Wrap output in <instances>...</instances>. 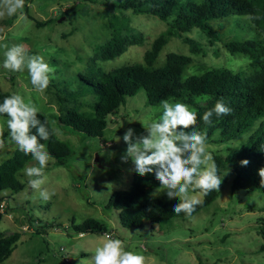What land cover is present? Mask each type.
<instances>
[{
	"label": "rangeland",
	"instance_id": "374dc122",
	"mask_svg": "<svg viewBox=\"0 0 264 264\" xmlns=\"http://www.w3.org/2000/svg\"><path fill=\"white\" fill-rule=\"evenodd\" d=\"M0 22H4L0 26V59L4 45L23 44L29 55L44 56L54 69L50 84L42 93L33 90L26 73L0 69V93H20L26 102L35 104L50 121L56 138L71 148L62 165L53 157L47 165V180L42 188L55 192L51 200H41L28 187L23 170L17 175L23 184L21 191L0 192V237L19 235L12 255L3 264H93L95 249L107 233L112 234L110 238L121 239L126 250L143 255L144 264H264V252L259 251L264 244L259 233L264 229L262 195L258 192L246 195L244 190L231 195L232 175L228 172L220 184L219 198L188 219L125 229L120 225L118 212L106 208L113 193L130 191L132 185L135 166L131 160L121 159L127 149L123 141L125 131L128 128L136 129L137 133L146 131L144 128L160 112V104H147L143 90L127 98L116 115L109 116L101 139L73 134L58 124L59 116L72 108L69 101L58 99L64 98L59 91L67 82H72L67 87L70 90L77 75L100 77L103 72L143 63L153 41L166 31L164 22L131 10L117 11L103 0H25L23 15H5ZM210 25L218 39L207 37L199 29L186 34L202 46L203 53H191L188 45L172 38L153 67H160L167 54L175 53L191 59L184 78L219 68L234 73L246 70L249 59L231 55L225 48V42L233 38L231 20L216 19ZM117 29H121L124 37L130 38L129 34L140 37L142 43L128 46L121 56L104 62L96 53ZM205 99L196 100L197 105L205 104ZM91 101V97L80 98L75 104L77 112L91 113ZM0 125L6 127L2 118ZM6 145L0 152V164L14 152V146ZM225 148L207 144L212 154L223 153ZM35 163L31 159L25 166ZM163 193L162 187L149 191L151 197L169 200ZM191 195L202 201L200 193ZM86 219L96 220L101 231L76 234L72 225Z\"/></svg>",
	"mask_w": 264,
	"mask_h": 264
},
{
	"label": "trees",
	"instance_id": "16d2710c",
	"mask_svg": "<svg viewBox=\"0 0 264 264\" xmlns=\"http://www.w3.org/2000/svg\"><path fill=\"white\" fill-rule=\"evenodd\" d=\"M103 3L117 11H129L134 14L154 16L167 26L152 43L151 49L143 56V63L121 67L103 72L100 77L77 75L75 86L68 90V85L59 93L69 101L72 108L58 118L62 129L73 134H82L88 138H103L109 116L117 114L126 104L127 98L134 97L143 90L148 105L160 104L162 100H179L196 109V130L207 134V144L225 145L223 153L212 154L223 176L232 175L231 195L244 190L246 195L258 192L262 195L264 211V184L261 183L259 170L264 168V0H103ZM216 19H229L233 24V38L225 42V48L231 55H243L249 59L244 71L232 72L226 68L212 69L200 75L184 78V70L190 64L188 56L169 53L164 64L158 68L153 65L164 46L172 38H178L188 45L191 53H203L202 46L186 34L192 29H199L211 39H218L210 22ZM4 22H0V26ZM7 25L10 21L5 22ZM125 30H129L125 28ZM248 35L242 38L241 35ZM121 35L117 29L109 41L100 46L96 55L104 62L121 56L128 46L140 45V37L129 34ZM9 93H0V101ZM91 97V113H78L77 101ZM206 98L205 104L198 106L196 100ZM223 99L231 107L232 113L224 117L213 116L212 124L202 119L203 114L212 108L216 101ZM48 122L52 135L48 141H41L47 146L51 157L59 165L71 153V148L59 141L47 117L38 113ZM67 131V130H66ZM7 127L3 138L7 140ZM235 141H238L234 145ZM13 154L0 164V192L12 194L23 189L17 175L32 159L18 151L14 144ZM7 146V145H6ZM247 160V165L241 161ZM160 188L152 174L132 176L130 191L113 193L106 205L107 209L118 212L120 225L125 229H141L145 224L161 225L172 219H188L202 210L208 209L220 196L219 189H213L202 195V203L197 205L191 216L183 212L177 215L171 207L176 199L162 200L151 197L149 191ZM78 234L98 233L101 225L93 219H86L81 224L72 225ZM264 241V229L259 232ZM18 234L0 237V264L13 253ZM264 252V244L259 248Z\"/></svg>",
	"mask_w": 264,
	"mask_h": 264
},
{
	"label": "clouds",
	"instance_id": "9594fccd",
	"mask_svg": "<svg viewBox=\"0 0 264 264\" xmlns=\"http://www.w3.org/2000/svg\"><path fill=\"white\" fill-rule=\"evenodd\" d=\"M25 0H0V17L23 15ZM26 19V17H25ZM0 69L9 73H26L31 86L36 92H44L53 77L54 69L40 54L29 55L23 44L4 45ZM159 115L152 120L146 131L137 133L128 128L123 141L127 144L122 161L131 160L135 172L140 176L152 174L157 185L164 189L167 199L176 197L171 204L172 210L179 215L191 216L202 201L192 192L199 190L207 194L219 189L224 177L218 173L213 155L207 150V134L190 127L196 124V109L179 100H162ZM39 108L25 101L20 93L5 96L0 101V118L5 120L8 137L0 138V152L7 143L15 145L25 156H31L34 166H25L23 175L27 185L38 193L41 200L47 202L55 192L43 189L47 180L46 168L51 160V153L45 143L52 132L46 120L39 115ZM232 113L223 99L216 101L207 110L202 119L211 125L213 116L224 117ZM3 125H0V137L3 136ZM249 161L242 160V165ZM264 184V168L259 170ZM154 189L153 191H155ZM144 256L136 251L126 250L121 239L106 237L95 249L93 264H144Z\"/></svg>",
	"mask_w": 264,
	"mask_h": 264
},
{
	"label": "built area",
	"instance_id": "2783aa9c",
	"mask_svg": "<svg viewBox=\"0 0 264 264\" xmlns=\"http://www.w3.org/2000/svg\"><path fill=\"white\" fill-rule=\"evenodd\" d=\"M106 237H112V234L107 233Z\"/></svg>",
	"mask_w": 264,
	"mask_h": 264
}]
</instances>
